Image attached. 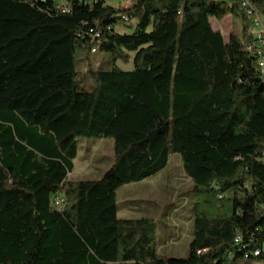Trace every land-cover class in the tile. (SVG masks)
I'll use <instances>...</instances> for the list:
<instances>
[{
	"label": "trees",
	"instance_id": "16d2710c",
	"mask_svg": "<svg viewBox=\"0 0 264 264\" xmlns=\"http://www.w3.org/2000/svg\"><path fill=\"white\" fill-rule=\"evenodd\" d=\"M247 1L264 23V0ZM227 15L241 36L213 28ZM252 30L241 0H0V264L261 257L264 79ZM97 53L109 68L93 66ZM80 137L113 142L99 179L69 177ZM172 153L192 183L185 257L158 254L154 218L118 216L117 190Z\"/></svg>",
	"mask_w": 264,
	"mask_h": 264
},
{
	"label": "rangeland",
	"instance_id": "374dc122",
	"mask_svg": "<svg viewBox=\"0 0 264 264\" xmlns=\"http://www.w3.org/2000/svg\"><path fill=\"white\" fill-rule=\"evenodd\" d=\"M63 5L65 0H57ZM112 6L125 5L127 0H105ZM215 30H219L227 40L231 33L241 36V21L227 15L222 20L210 19ZM133 23L117 25L116 30L124 33L129 32ZM254 33V32H253ZM93 66L100 63L103 68L110 67V59L107 54L97 53L90 56ZM100 62V63H99ZM83 64H78L76 69L84 71ZM122 69L132 68V64L117 63ZM82 86L90 89L94 83L85 77H81ZM113 142L109 138L80 137L78 139V152L73 160L74 168L70 178L73 180L99 179L113 163ZM192 183L185 175L181 157L178 153H172L167 165L155 175L142 180L126 184L117 190V202L119 208L126 200L134 210H140L143 216L155 219L156 233L158 238V254L161 257H185L188 255L190 232L192 230ZM134 211L138 217L141 215ZM119 217L123 215L118 213ZM182 234L179 236V233ZM177 236V237H176ZM261 257L238 258L236 264H264V243Z\"/></svg>",
	"mask_w": 264,
	"mask_h": 264
},
{
	"label": "built area",
	"instance_id": "2783aa9c",
	"mask_svg": "<svg viewBox=\"0 0 264 264\" xmlns=\"http://www.w3.org/2000/svg\"><path fill=\"white\" fill-rule=\"evenodd\" d=\"M131 0H127L124 6L130 5ZM241 5L244 7L246 14L250 17L252 25V36L255 38V50L259 52V61L264 66V23L259 13L252 7L247 0H241ZM254 32V33H253ZM261 160L264 161V153L261 156ZM54 198V206L61 207L63 198L61 195H56Z\"/></svg>",
	"mask_w": 264,
	"mask_h": 264
},
{
	"label": "crops",
	"instance_id": "0c3cea01",
	"mask_svg": "<svg viewBox=\"0 0 264 264\" xmlns=\"http://www.w3.org/2000/svg\"><path fill=\"white\" fill-rule=\"evenodd\" d=\"M73 164H74V162H73ZM74 168V167H73ZM73 171V170H72ZM71 174V173H70ZM129 202H131V201H129ZM129 202L126 200L125 202H123L122 203V205H121V209L119 208V205H118V213L120 214H122L123 215V217L122 218H133V217H131V215H135L134 214V211H138V212H141L140 210H134L132 207H130V205H129ZM141 215H139V216H143L144 215V213L142 214V212L140 213ZM181 232V231H180ZM182 234V232L181 233H179V236ZM177 237V236H176ZM191 239H192V230H191V232H190V241H191Z\"/></svg>",
	"mask_w": 264,
	"mask_h": 264
},
{
	"label": "bare ground",
	"instance_id": "6f19581e",
	"mask_svg": "<svg viewBox=\"0 0 264 264\" xmlns=\"http://www.w3.org/2000/svg\"><path fill=\"white\" fill-rule=\"evenodd\" d=\"M256 56L258 58V68H259V73L261 75V78L264 79V66H262V62L259 61V52L256 50Z\"/></svg>",
	"mask_w": 264,
	"mask_h": 264
}]
</instances>
